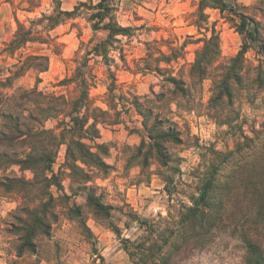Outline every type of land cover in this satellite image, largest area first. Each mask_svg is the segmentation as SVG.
<instances>
[{
  "label": "rangeland",
  "instance_id": "374dc122",
  "mask_svg": "<svg viewBox=\"0 0 264 264\" xmlns=\"http://www.w3.org/2000/svg\"><path fill=\"white\" fill-rule=\"evenodd\" d=\"M59 1L64 10L89 2ZM236 1L264 38V0ZM27 5L26 0H0L3 93L13 96L37 86L43 93L73 96L74 85L60 81L74 70V52L81 41L94 45L106 32L93 31L83 15L68 19L52 30L62 46L50 54L40 81L30 70L14 77L16 61L2 49L15 19L49 13L54 2L40 0L33 12L23 9ZM197 7L198 0H117L118 24L137 27L130 36H116L120 41L109 52L114 94L126 98L111 101L107 66L101 57L89 61L94 104L107 109L110 102L119 110L118 124L100 126L97 141L107 149L101 153L105 166L77 162L81 168L71 169L61 144L52 172H46L58 184L45 189L42 173L35 179L17 164L1 166L0 181L10 177L31 185L24 190L0 186V264H264V56L252 47L239 54L242 37L218 9L204 8L206 21L199 29ZM212 28L219 39L217 56L201 79L199 65L192 64ZM160 52L169 62L152 60ZM157 64L161 73L145 68ZM130 94L143 104L142 114L123 106ZM55 123L48 120L45 126ZM1 124L0 119V130ZM153 140L163 145L164 165ZM89 196L102 208H95ZM42 203L49 210V233L31 238L32 224L22 209ZM21 238L34 242V253L24 249L17 255Z\"/></svg>",
  "mask_w": 264,
  "mask_h": 264
},
{
  "label": "trees",
  "instance_id": "16d2710c",
  "mask_svg": "<svg viewBox=\"0 0 264 264\" xmlns=\"http://www.w3.org/2000/svg\"><path fill=\"white\" fill-rule=\"evenodd\" d=\"M54 7L51 12L40 11L33 17H28L26 21L15 19L16 26L11 36L4 41L3 52L15 59L13 63V76L19 77L27 71L36 73V83L40 81L38 74L48 68L49 57L51 53H59L62 43L58 36L52 33V30L59 24L68 19H74L78 16H84L90 24L93 31L102 29L106 32L105 38L87 45L83 41L79 48L74 52L72 61L75 64L71 76L60 81V84H73L74 95L66 97L63 94L43 93L34 86L30 89L19 90L13 96H7L2 88L7 86L0 80V119L2 129L0 130V167L6 163L17 164L23 169H30L35 179L42 173L43 188L49 187L55 183V175L48 176L46 172L51 171V166L57 152V148L64 144L65 158L69 161V167L81 168L77 162L83 165L101 168L105 166L102 161V154L107 153L104 143L98 142L100 137V126H112L118 124L119 110L115 104L108 102L107 109L95 105L90 96V87L92 86L91 69L89 61L92 57H101L102 62L107 66L110 78L107 87L111 101L116 97L123 98V95L114 94L116 88V77L111 70L109 61L110 50H114L113 43L119 42L116 36H130L132 28L130 26H121L116 21L117 0H92L89 2L79 1L71 10H64L59 0H52ZM27 7L23 9L33 12L39 5L40 0H26ZM205 7L218 9L220 14L228 17L235 23L236 31L242 37V48L239 54L244 55L248 47H252L258 54L264 56V38L260 35L257 21L242 11L241 5L236 0H198L195 26L201 28L205 23ZM207 30V29H206ZM203 46L197 49L196 59L192 68L199 65L198 76L203 79L206 76V66L217 56L218 36L215 29L212 28L211 35L204 34ZM31 47L30 51H27ZM121 52V60L127 64L124 54ZM154 61L169 62V56L160 52V57L152 59ZM148 70H155L161 73L159 65L154 69L147 65ZM9 77H7L8 79ZM6 79V81H7ZM169 81L176 83L175 77L170 76ZM126 98V97H124ZM123 105L135 108L142 114L143 104L136 95L123 99ZM114 109V113L109 110ZM55 119L53 127H46L45 122ZM144 128L149 132L147 124L143 123ZM168 131H164L165 135ZM149 139H152L148 133ZM152 146L155 148L161 164H166L168 159L163 151V145L159 141L153 140ZM93 149H96L95 151ZM10 185V186H9ZM25 185L31 183L24 179L5 177L1 179L0 186L11 188L18 186V189L24 190ZM210 182L205 183L199 199H203ZM42 191V189H40ZM47 199H52L48 191ZM25 196V195H24ZM89 202L95 208H102L101 203L95 200V197H88ZM47 203L39 206L25 207L22 209L31 221L32 227L29 236L35 237L37 234H48L50 224L47 221L49 210H43ZM52 215V213H50ZM23 238H21L22 240ZM24 249L35 252V244L31 240L23 239V243L16 250L20 255Z\"/></svg>",
  "mask_w": 264,
  "mask_h": 264
}]
</instances>
